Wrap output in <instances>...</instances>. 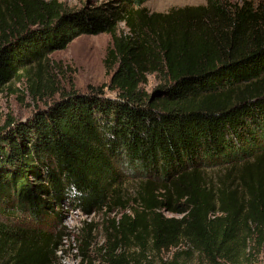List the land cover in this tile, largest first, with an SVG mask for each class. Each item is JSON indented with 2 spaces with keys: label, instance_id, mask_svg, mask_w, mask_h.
Instances as JSON below:
<instances>
[{
  "label": "trees",
  "instance_id": "obj_1",
  "mask_svg": "<svg viewBox=\"0 0 264 264\" xmlns=\"http://www.w3.org/2000/svg\"><path fill=\"white\" fill-rule=\"evenodd\" d=\"M148 1L69 9L58 0H0V94L14 81H26L33 98L60 94L29 121L0 127V264H58L67 235L45 225L63 208L124 205L94 248L103 264H141L147 252L182 241L218 264L232 261L228 239L239 228L263 239L264 4L208 0L149 15L141 9ZM99 34L112 37L110 83L48 91L42 74L60 67L49 55ZM151 74L163 77L153 97L141 88ZM224 166L239 182L233 188L207 178L208 168ZM127 176L140 182L132 206L119 194ZM28 221L37 228H22ZM81 233V264H92L91 231Z\"/></svg>",
  "mask_w": 264,
  "mask_h": 264
},
{
  "label": "rangeland",
  "instance_id": "obj_2",
  "mask_svg": "<svg viewBox=\"0 0 264 264\" xmlns=\"http://www.w3.org/2000/svg\"><path fill=\"white\" fill-rule=\"evenodd\" d=\"M65 4L69 9H81L87 5L97 6L108 0H58ZM230 3H241L242 0H221ZM256 5L264 4V0H251ZM208 0H149L142 6V10L149 15L161 14L167 15L172 11L184 9L186 7H196L206 5ZM118 35L126 36L128 28L125 23L118 25ZM112 44V37L109 34L83 35L75 39L67 49L56 51L49 55V58L59 66L50 64L51 69L43 72V83H51L48 91L60 89L62 91H77L87 93L94 89L103 88L110 83L113 71H108L105 66L108 50ZM53 66V67H52ZM163 85V77L151 74L148 75L147 83L141 88L148 95H152L159 87ZM107 97L113 98L115 93L104 89ZM60 99V94L45 95L39 98H33L30 93L29 85L26 81H14L4 88L0 94V127L6 125L10 119L17 122H27L40 111L47 110ZM228 167L208 168L206 170L207 178L215 185L235 187L239 182L235 177H228ZM139 181L136 178L127 176L119 192L122 204L133 205V199L139 188ZM124 206V205H123ZM123 206H116L112 209H103L86 214L80 211H70L67 208L58 210L60 215L51 218V221L45 225L49 231L63 232L67 237L63 238L58 254V264H81L79 257L81 242L77 237L82 236L81 230L91 231L85 239V244H91L90 250L92 264H103L99 256L94 254V248L103 246L111 236L112 222L119 220L126 213ZM9 210H6V213ZM168 217L181 218L180 215L165 213ZM17 218H20L18 216ZM25 218V216H24ZM22 216V219H24ZM17 221V220H15ZM25 221V220H24ZM15 225V224H14ZM37 228L36 225L28 221L27 230ZM40 228V226L38 227ZM264 239V229H263ZM246 245L242 243L243 239H248ZM258 235V232L252 231L251 236L244 228H239L234 237L228 239L232 261L217 259L218 264H264V241ZM261 242L260 245L258 243ZM136 252V249H132ZM138 252V250H137ZM141 264H215L204 253L197 251L189 242L182 241L181 244L169 251L157 252L149 251L144 256L139 257Z\"/></svg>",
  "mask_w": 264,
  "mask_h": 264
},
{
  "label": "water",
  "instance_id": "obj_3",
  "mask_svg": "<svg viewBox=\"0 0 264 264\" xmlns=\"http://www.w3.org/2000/svg\"><path fill=\"white\" fill-rule=\"evenodd\" d=\"M158 91H155L153 94H152V97L155 96V94L157 93Z\"/></svg>",
  "mask_w": 264,
  "mask_h": 264
}]
</instances>
